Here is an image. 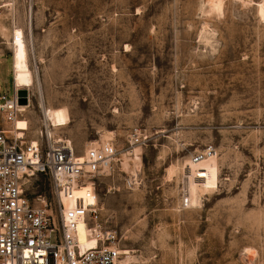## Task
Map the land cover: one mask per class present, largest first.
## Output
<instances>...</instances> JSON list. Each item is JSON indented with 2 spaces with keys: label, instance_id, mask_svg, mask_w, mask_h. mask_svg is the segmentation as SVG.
Instances as JSON below:
<instances>
[{
  "label": "rangeland",
  "instance_id": "1",
  "mask_svg": "<svg viewBox=\"0 0 264 264\" xmlns=\"http://www.w3.org/2000/svg\"><path fill=\"white\" fill-rule=\"evenodd\" d=\"M262 3L0 0V93L29 96L9 133L116 144L96 190L127 262L264 264Z\"/></svg>",
  "mask_w": 264,
  "mask_h": 264
},
{
  "label": "built area",
  "instance_id": "2",
  "mask_svg": "<svg viewBox=\"0 0 264 264\" xmlns=\"http://www.w3.org/2000/svg\"><path fill=\"white\" fill-rule=\"evenodd\" d=\"M20 90L14 85L12 97L0 93V264H122L127 255L117 232L101 221L96 190L98 177L117 160L116 144L101 142L78 156L63 136L41 132L39 140L28 141L10 134L7 126L16 131L24 114ZM39 177L48 183L43 193L29 188ZM81 223L94 246L80 240Z\"/></svg>",
  "mask_w": 264,
  "mask_h": 264
},
{
  "label": "bare ground",
  "instance_id": "3",
  "mask_svg": "<svg viewBox=\"0 0 264 264\" xmlns=\"http://www.w3.org/2000/svg\"><path fill=\"white\" fill-rule=\"evenodd\" d=\"M219 1V0H218ZM222 6V3L221 1L218 2L217 4V7L220 8ZM221 9V8H220ZM222 11V9H221ZM259 11H260V14L264 17V0H263V3L260 5V8H259ZM264 19V18H263ZM38 88H39V94H40V97H41V107H43V111H44V114H45V117L48 118V114L45 109V104H44V99H43V92H42V87L40 85V82L38 83ZM22 105H26V104H22ZM21 106V105H20ZM22 109L23 108H27V107H21ZM19 135H23V133H17ZM106 141V140H105ZM71 143V142H70ZM96 144V143H95ZM72 145V144H71ZM73 147V146H72ZM74 149V147H73ZM75 151V150H74ZM134 154L136 156V159H139V152H138V149H134ZM194 161V160H193ZM196 161V160H195ZM195 164H197L200 169H202L203 171H206L208 173V175L211 177V179L215 182H217V175H216V172L215 170L217 169V164H216V154H213L211 152H207L205 154V157H201L200 160H198L197 162H195ZM134 168V167H133ZM136 168V167H135ZM133 170V169H132ZM136 171V170H135ZM137 172V171H136ZM171 172V171H170ZM173 172V171H172ZM132 173V172H131ZM130 173V174H131ZM132 175V174H131ZM199 175H205L204 172L200 173ZM198 175V177H199ZM64 200V203L66 205V207H71L70 204H72L73 202L71 201V199H68L66 198V196L63 198ZM86 234H87V230L84 226V224H80L79 225V237H80V240L82 241V243L84 244L85 247H88L89 245V241L86 240ZM121 251H124L123 249H121ZM122 254H126V251L125 252H122ZM124 258V261L122 264H127V260H128V256L127 257H123Z\"/></svg>",
  "mask_w": 264,
  "mask_h": 264
},
{
  "label": "water",
  "instance_id": "4",
  "mask_svg": "<svg viewBox=\"0 0 264 264\" xmlns=\"http://www.w3.org/2000/svg\"><path fill=\"white\" fill-rule=\"evenodd\" d=\"M19 95H20V100L19 102L21 104H26L27 103V90L26 89H22L19 91Z\"/></svg>",
  "mask_w": 264,
  "mask_h": 264
}]
</instances>
